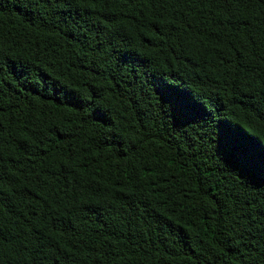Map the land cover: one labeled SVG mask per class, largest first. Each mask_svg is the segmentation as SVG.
Returning a JSON list of instances; mask_svg holds the SVG:
<instances>
[{
	"label": "trees",
	"instance_id": "1",
	"mask_svg": "<svg viewBox=\"0 0 264 264\" xmlns=\"http://www.w3.org/2000/svg\"><path fill=\"white\" fill-rule=\"evenodd\" d=\"M0 264H264V0H0Z\"/></svg>",
	"mask_w": 264,
	"mask_h": 264
}]
</instances>
